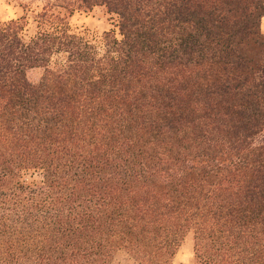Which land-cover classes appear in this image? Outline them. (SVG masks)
I'll use <instances>...</instances> for the list:
<instances>
[{
	"label": "trees",
	"instance_id": "obj_1",
	"mask_svg": "<svg viewBox=\"0 0 264 264\" xmlns=\"http://www.w3.org/2000/svg\"><path fill=\"white\" fill-rule=\"evenodd\" d=\"M15 1L0 264H172L187 234L193 264H264V0H49L30 37ZM95 8L100 45L69 26Z\"/></svg>",
	"mask_w": 264,
	"mask_h": 264
},
{
	"label": "rangeland",
	"instance_id": "obj_2",
	"mask_svg": "<svg viewBox=\"0 0 264 264\" xmlns=\"http://www.w3.org/2000/svg\"><path fill=\"white\" fill-rule=\"evenodd\" d=\"M49 0L36 1L29 11L26 12L28 24L24 29L25 37H30L35 32L34 17L41 6ZM24 14L15 0H0V22H8L15 20ZM69 26L72 32L84 35L90 40L100 45L101 37L104 32L115 31L114 17L106 14L103 8H95L91 13L75 12L69 19ZM261 31L264 33V18L261 21ZM100 47V46H99ZM40 76V71H33L29 74L32 81H37ZM22 180L26 183H39L41 177L38 173L25 172L22 175ZM193 239L191 234H187L183 239L180 248L172 261V264H193ZM109 264H135L125 253L118 252L111 259Z\"/></svg>",
	"mask_w": 264,
	"mask_h": 264
}]
</instances>
